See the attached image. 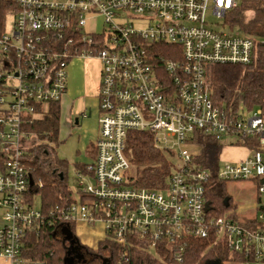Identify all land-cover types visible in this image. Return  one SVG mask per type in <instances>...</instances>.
<instances>
[{
	"label": "built area",
	"instance_id": "obj_1",
	"mask_svg": "<svg viewBox=\"0 0 264 264\" xmlns=\"http://www.w3.org/2000/svg\"><path fill=\"white\" fill-rule=\"evenodd\" d=\"M13 24L0 29V256L10 264H40L26 257L27 234L46 221L30 196L25 124L67 92L68 64L75 57L100 61L96 155L78 172L74 200L52 207L63 223L101 222L106 237L128 249L167 250L183 261L188 241L207 238L245 260L264 262V204L246 220L213 216L206 191L211 170L196 159L194 135L222 141L253 138L257 146L238 161L219 163V180H257L264 195V106L252 110L216 103L211 67L252 64L264 39L237 29H218L209 13L225 18L239 0H15ZM103 17L102 25L97 18ZM145 20L137 26L134 20ZM172 46L157 61L156 45ZM254 109V108H253ZM131 131H151L172 150L175 167L160 189L131 179L127 142ZM178 145V150L166 146ZM93 179L84 182L82 176ZM252 223H257L253 224ZM169 250V251H168Z\"/></svg>",
	"mask_w": 264,
	"mask_h": 264
},
{
	"label": "trees",
	"instance_id": "obj_2",
	"mask_svg": "<svg viewBox=\"0 0 264 264\" xmlns=\"http://www.w3.org/2000/svg\"><path fill=\"white\" fill-rule=\"evenodd\" d=\"M253 13L248 17L246 12ZM18 10L15 0H0V29L7 25L8 18ZM231 28L253 36H264V0H242L238 9L227 17ZM157 61L163 52L165 58H173L169 54L172 46L156 45ZM160 63V61H159ZM211 95L216 103L225 107H236L243 101L250 109L264 106V44L260 45V54L252 64H216L211 67ZM62 100L49 103L40 117L31 118L25 124V131L30 134L32 146L25 155V163L34 179L30 187V196H41V210L46 221L27 234L25 255L40 264H172L175 263L167 250L158 249L150 253L140 244L128 249L127 258H123V248L111 238L101 241L97 248L83 244L76 235L74 223H63L52 207L64 206L74 200V191L68 184L69 162L60 159L55 145L60 141ZM195 151L201 150L196 160L211 170V178L206 191L207 208L213 216L225 215L226 211L235 207L227 199L225 182L216 176L219 167L220 153L223 144L205 132L197 131L194 135ZM242 141V142H241ZM249 146H257L253 138L247 137L236 141ZM91 155L95 157L93 144L89 146ZM131 161V179L138 187L160 189L166 186L175 162L174 152L160 147L151 131H131L127 142ZM6 160V154L0 150V165ZM78 172H86L87 164L77 162ZM238 219L235 215H232ZM257 223H252V225ZM69 231L70 235L66 232ZM169 251V250H168ZM219 260L243 262L245 258L230 252L221 244H214L207 238H193L188 241L183 261L176 264H210ZM249 260V259H247Z\"/></svg>",
	"mask_w": 264,
	"mask_h": 264
},
{
	"label": "rangeland",
	"instance_id": "obj_3",
	"mask_svg": "<svg viewBox=\"0 0 264 264\" xmlns=\"http://www.w3.org/2000/svg\"><path fill=\"white\" fill-rule=\"evenodd\" d=\"M242 4V0H239V5ZM251 10H247L246 14L248 17L252 15ZM211 20L217 24L218 29H224L230 31L229 22H226L225 18H217L216 16L209 13ZM97 24L102 25L103 17L99 16L97 18ZM134 23L137 26H146L147 22L145 20H134ZM13 24V18L10 16L7 20V26L10 28ZM259 39H264V36H260ZM99 69L100 61L94 58H82L75 57L73 58L67 67L68 72L74 73L78 76L76 84L78 94L81 95V102L83 103L82 109H85L87 106V114H90L91 110V121L93 124L90 126L84 127L83 122L79 125L74 123L75 115H70L67 111V107L62 109V118H61V132H60V141L55 145V150L60 159H65L69 162L68 166V184L74 193L78 190V171L75 164L77 162H89L92 158L91 149L86 147L88 138L86 136L87 127L91 131L95 129V122L97 120L98 111H97V85L99 82ZM63 108V107H62ZM258 106H255L254 109H257ZM69 117V118H68ZM71 118V119H70ZM68 119V120H67ZM71 121H70V120ZM86 136V137H85ZM238 138L235 136H225L222 140L224 146H227L230 141L236 142ZM32 146V142L30 143ZM30 146V147H31ZM166 146L172 147L174 150H178V145L173 142H169ZM165 148V147H163ZM240 153V150L229 149V156L223 158L225 160H235L233 157ZM173 161L176 163V159ZM221 163H223L221 161ZM84 182L90 183L93 179L89 176H82ZM225 191L227 195L226 201H230L232 205V210H227L226 214L236 211L238 217L241 220L252 217L255 213L258 212L260 204H264V195H259L257 190V180L255 179H246V180H228L225 182ZM35 203L38 208H41V196L39 193L35 194ZM4 209L0 208V227L1 218L3 216ZM70 235V232H66ZM74 235L78 237L81 242L86 243L92 248H97L98 244L95 242H89L90 238L93 236L88 229L76 228ZM106 237V235H105ZM105 239V238H104ZM83 243V244H84ZM214 261V260H213ZM221 264H264L261 261L245 260L243 262H237L232 260H227Z\"/></svg>",
	"mask_w": 264,
	"mask_h": 264
},
{
	"label": "crops",
	"instance_id": "obj_4",
	"mask_svg": "<svg viewBox=\"0 0 264 264\" xmlns=\"http://www.w3.org/2000/svg\"><path fill=\"white\" fill-rule=\"evenodd\" d=\"M99 73H100V69H99ZM77 78H78V76H76L74 73L68 72V87H67V92L64 95L63 100H62V107H63L62 109L64 111V107L66 106L67 107L66 109L69 112V116L70 115H75V118L76 117L79 118V123L77 125H79L81 122H83L84 127H86V126H90L91 124H93V122L91 121L92 115H91V110H90V114L89 115L87 114L88 106L85 109H82L83 103L81 102L82 101L81 100V95L78 94V91L76 89L78 87L77 84H76ZM99 78H100V76H99ZM96 89H97V96L96 97H97V111H98L99 82H98V85H97ZM75 118H74V123H75ZM98 127H99V125H98V116H97V120L95 122L94 131H91L90 129H88V127H87V130H86V136L88 138V142L86 144L87 148L91 144L94 145V142H95V140L97 138V135H98ZM229 149L240 150V153H238L237 155H235V157H233L235 160H225V161L242 160L246 156H248L250 151H251V148L249 146H247V145H244L243 143L230 141L227 146H224V144H223V148L221 150L220 159H219V163L220 164H221V161L224 162L223 158H225V156H229V154H228V150ZM93 159H94V156H92V158H91V160L89 162H91ZM89 162H82V163H86L87 164ZM232 215H235L238 219H240L238 217L236 211H232ZM252 217H249V218H252ZM249 218H246V219H249ZM246 219H244V220H246ZM1 224H2V218H1ZM78 227L84 228V229H88V231L93 235L90 238L89 242L90 241L91 242H95V243H97L99 245V243L101 241H103L104 238H105L106 232H105L104 225L101 222H97L95 224H88L86 222L78 221V222L75 223V230ZM87 242L88 241L86 240V243H84V242H82V243L88 245L89 243H87ZM0 264H10V262L5 257H1L0 256Z\"/></svg>",
	"mask_w": 264,
	"mask_h": 264
},
{
	"label": "water",
	"instance_id": "obj_5",
	"mask_svg": "<svg viewBox=\"0 0 264 264\" xmlns=\"http://www.w3.org/2000/svg\"><path fill=\"white\" fill-rule=\"evenodd\" d=\"M79 123V118L76 117L75 118V124H78ZM30 184L33 185L34 184V179L32 177V175H30ZM210 264H221V262L219 260H216V261H211Z\"/></svg>",
	"mask_w": 264,
	"mask_h": 264
}]
</instances>
